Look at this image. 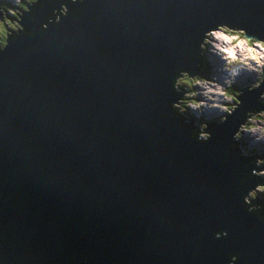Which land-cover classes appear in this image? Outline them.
Wrapping results in <instances>:
<instances>
[{
	"label": "water",
	"instance_id": "water-1",
	"mask_svg": "<svg viewBox=\"0 0 264 264\" xmlns=\"http://www.w3.org/2000/svg\"><path fill=\"white\" fill-rule=\"evenodd\" d=\"M21 24L0 51V264H264L239 201L262 181L239 183L254 165L231 143L264 86L206 143L171 108L199 33L264 40V0H40Z\"/></svg>",
	"mask_w": 264,
	"mask_h": 264
},
{
	"label": "clouds",
	"instance_id": "clouds-1",
	"mask_svg": "<svg viewBox=\"0 0 264 264\" xmlns=\"http://www.w3.org/2000/svg\"><path fill=\"white\" fill-rule=\"evenodd\" d=\"M69 1L72 5L84 3V0ZM39 2L0 0V51L6 50L13 34L18 37L25 31L21 21L25 14L31 16L32 6ZM68 13L66 4L58 5L52 9L48 23L41 24V28L46 31L53 20L59 24L61 17L66 18ZM30 23H36L35 19H30ZM197 42V59L201 60V65L196 67L202 68V74L177 69L172 90L179 99L171 108L180 121L194 127L193 138L198 143H206L212 139L208 127L223 126L240 109L242 101L239 97L244 95L243 89L255 92L264 86V40L249 35L245 29L218 24L199 33ZM258 103L264 104V92L260 93ZM234 131L231 143H237L241 155L252 159L250 163L254 165L251 173L239 183L243 185L253 178L262 181L243 196L242 206L264 222V216L259 215L262 206L254 204L264 196V111L247 112ZM221 237H227V233H217L216 238ZM237 260L238 257L232 256L229 264H237Z\"/></svg>",
	"mask_w": 264,
	"mask_h": 264
},
{
	"label": "bare ground",
	"instance_id": "bare-ground-1",
	"mask_svg": "<svg viewBox=\"0 0 264 264\" xmlns=\"http://www.w3.org/2000/svg\"><path fill=\"white\" fill-rule=\"evenodd\" d=\"M193 46L195 47V49H197L198 42H197L196 45H193ZM171 95H175V96H177V95L173 92V90H172V84H171ZM177 99H179V96H177ZM175 117H176V119L180 120V117L177 118V115H176V114H175ZM217 126H218V125H217ZM246 194H247V193H246ZM246 194H245V195H246ZM242 198H243V196L239 199L241 205H242ZM260 202H264V196H261V197L256 201V203H260ZM242 207H243L244 211H247V208H246V207H244V206H242Z\"/></svg>",
	"mask_w": 264,
	"mask_h": 264
},
{
	"label": "rangeland",
	"instance_id": "rangeland-1",
	"mask_svg": "<svg viewBox=\"0 0 264 264\" xmlns=\"http://www.w3.org/2000/svg\"><path fill=\"white\" fill-rule=\"evenodd\" d=\"M215 28V27H214ZM194 121H196L195 119H193ZM248 142H249V140H248Z\"/></svg>",
	"mask_w": 264,
	"mask_h": 264
},
{
	"label": "trees",
	"instance_id": "trees-1",
	"mask_svg": "<svg viewBox=\"0 0 264 264\" xmlns=\"http://www.w3.org/2000/svg\"><path fill=\"white\" fill-rule=\"evenodd\" d=\"M7 26V25H6ZM194 121V120H193Z\"/></svg>",
	"mask_w": 264,
	"mask_h": 264
}]
</instances>
